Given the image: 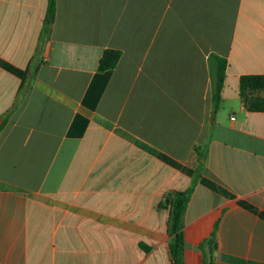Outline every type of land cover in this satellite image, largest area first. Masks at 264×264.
<instances>
[{"label": "crops", "instance_id": "crops-1", "mask_svg": "<svg viewBox=\"0 0 264 264\" xmlns=\"http://www.w3.org/2000/svg\"><path fill=\"white\" fill-rule=\"evenodd\" d=\"M47 6L0 0V264H173L163 196L195 146L181 263L264 264V111L239 95L264 0H55L45 30Z\"/></svg>", "mask_w": 264, "mask_h": 264}, {"label": "trees", "instance_id": "trees-1", "mask_svg": "<svg viewBox=\"0 0 264 264\" xmlns=\"http://www.w3.org/2000/svg\"><path fill=\"white\" fill-rule=\"evenodd\" d=\"M55 0H48V6L44 17V29L52 22L54 17ZM120 52L114 49L103 51L98 61V70L103 71L112 68L117 63ZM211 80V102L213 111L219 105L221 91L225 82L226 59L210 54L207 59ZM264 89V74H245L239 78V95L245 107L251 111H264V98L255 94ZM1 128V127H0ZM195 152L199 159V165L194 171L191 185L183 191L168 192L163 196V205L168 207L169 218L167 232L169 235V252L173 264L181 263V253L183 249V215L185 207L191 195L193 186L201 172L200 159L204 156V150L195 146Z\"/></svg>", "mask_w": 264, "mask_h": 264}, {"label": "water", "instance_id": "water-1", "mask_svg": "<svg viewBox=\"0 0 264 264\" xmlns=\"http://www.w3.org/2000/svg\"><path fill=\"white\" fill-rule=\"evenodd\" d=\"M2 121L0 120V125H1Z\"/></svg>", "mask_w": 264, "mask_h": 264}]
</instances>
